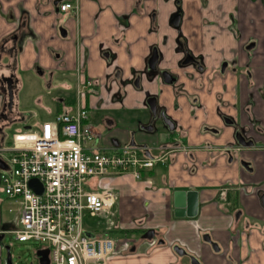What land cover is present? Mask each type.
<instances>
[{
  "label": "crops",
  "instance_id": "crops-1",
  "mask_svg": "<svg viewBox=\"0 0 264 264\" xmlns=\"http://www.w3.org/2000/svg\"><path fill=\"white\" fill-rule=\"evenodd\" d=\"M42 1L0 0L5 13L0 14V148L11 147L15 133L36 129L60 111L64 104L57 105L56 96L45 99L44 88L51 92L76 85L75 75L81 70L115 91L120 79L114 75L119 73L126 82V97L122 103H105L107 108L117 115L146 109L145 93L156 94L159 105L189 131L183 145L211 143L216 151L199 150L193 174L189 172L193 162L182 155L171 165L156 162L139 179L90 180L88 189L108 187L116 194L107 214L114 221L88 230L116 240V254L107 264H191L189 256L202 264H264V0H76L77 10L59 14L46 4L37 13V3ZM178 10L176 28L172 17ZM61 26L66 27V37L60 33ZM180 34L188 51L203 59L207 72L220 71L224 61L232 69L226 79L215 80L213 94L199 91L200 106L175 97L160 79L148 81V59L154 48L163 59L160 68L178 71ZM184 72L195 74V69L189 66ZM11 74L12 111L4 80ZM138 75L142 91L132 85ZM197 87L186 81L190 93ZM214 95L220 97L221 112L232 117V127L217 115ZM102 96L107 99L110 94ZM29 103L40 105L39 110L34 112ZM43 103H56V111ZM44 111L47 119L39 118ZM110 118L115 127L119 120L112 113ZM204 125L220 132H208ZM243 129L252 131L256 144L242 147L231 163L222 149L230 143L237 147L235 132ZM10 131H14L11 141ZM120 148L114 144L109 152ZM8 157L0 158L4 164L0 171L9 170ZM225 184L232 185L227 201L218 199ZM6 204L17 206L15 217L9 213L12 209L6 212ZM20 219V201L9 198L0 186V264H5V238L20 228ZM248 223H257L260 229ZM148 230L155 231L153 240L142 238ZM206 234L219 251L204 239ZM176 246L187 255L176 254Z\"/></svg>",
  "mask_w": 264,
  "mask_h": 264
},
{
  "label": "built area",
  "instance_id": "built-area-1",
  "mask_svg": "<svg viewBox=\"0 0 264 264\" xmlns=\"http://www.w3.org/2000/svg\"><path fill=\"white\" fill-rule=\"evenodd\" d=\"M73 9L77 6L70 1L59 8L62 13ZM78 75L81 94L94 80L81 70ZM87 119L88 110L78 101L36 129L15 133L12 146L0 148V158L10 155L9 170L0 171V186L21 204L20 228L13 234L19 242L49 249V264H107L116 253V240L104 233L89 236L84 219L87 213L110 214L116 194L108 187L90 190L88 184L95 177L139 179L155 164L128 146L113 153L102 150ZM31 179L42 183V194L29 187Z\"/></svg>",
  "mask_w": 264,
  "mask_h": 264
},
{
  "label": "flooded vegetation",
  "instance_id": "flooded-vegetation-1",
  "mask_svg": "<svg viewBox=\"0 0 264 264\" xmlns=\"http://www.w3.org/2000/svg\"><path fill=\"white\" fill-rule=\"evenodd\" d=\"M65 1H70L75 6H77V4L75 2L76 0H63V1H60V0H44V2L42 1V2L37 3V9H36L37 13H40V7H42L43 5L46 4V5L51 6L54 9H56V11L54 10L55 13L59 14V13H61L59 10L60 5ZM77 8H78V6H77ZM73 10H77V9H73ZM0 14L1 15L5 14L3 12L2 8H0ZM8 14L9 13H7V17L10 16V15L8 16ZM23 15H24V13L21 15V20L18 23V27H19V25L21 26V23L23 21ZM177 17H180V10H178L177 13L174 14V16L172 17V24L174 23V20ZM179 26H180V23L177 26L174 25V27H176V28H178ZM61 27L66 30L65 26H61ZM177 45H178V47H177L178 51L177 52L179 54H182V57L177 62L178 71L160 68L159 66L163 60L162 56L160 55V61L158 64L157 73L148 69V73H147L148 81L153 82L156 79H160V81L163 85H166V86L171 87L173 89L175 97H177V98L183 97L187 103H192L193 105L200 106L202 102H201V93L199 91L204 90L210 95L213 94V84H214L215 80L218 78L226 79L227 76L232 75V69L228 68V61H224L221 65L220 71H218V72H207L203 59L200 57H196V56L192 55L190 53V51H188L186 41L182 37L181 34L178 36ZM151 55H152V53H151ZM151 55H150V57H151ZM189 66H192L195 69V74H190V73L184 72V70ZM161 71H167V73H165L164 80L162 79V77L160 75ZM114 76L120 79L119 83L117 84V89L115 91H113L112 86H110V85L108 86L106 84L102 85L97 80H96V82L94 81V84L92 86L83 89L81 94H78L79 89L76 88L77 101L84 103L85 107L88 109V120H90V116H91L92 111H95L98 115V119L96 120L95 126L91 124V133H92L93 137L97 140L99 146H100V142L102 140L103 134L107 133L108 131H110V129L113 128L112 127V119L110 118V114H111L112 110L107 108L104 104L105 103H122L124 98L126 97V94H127L125 91L126 82L121 80V78L119 77V73H117ZM76 77H77V74L75 75V78ZM138 78H139V81H138V85L136 86L135 82ZM4 80L6 83L7 93H8L7 103H9V101H10L9 100V87H11V89L13 91V102H14V100H15V83H14L13 74L6 76ZM76 81H77V78H76ZM164 81H166L167 83L169 81L170 83L167 84ZM186 81H191L194 84V87L198 86L196 88L198 90H196V92H194V93H190L188 91V89L186 88ZM132 85L135 87V89L137 91H142L143 87L141 84V76H139V75L136 76L132 81ZM103 92L110 94V97L107 99H104L102 96ZM214 97L218 103V107H217V111H216L217 115L223 119L225 126H231L232 127V123H233L232 117L221 112V109H220L221 103H220L219 95H214ZM149 98H151V99L156 98L155 103L157 106V118L153 119V120H152V113H151L150 109L148 108V106L146 105V103H148ZM177 100L175 101V103L177 104V109H179V106H178L179 102ZM66 103H68V102L63 97H57V104L61 105V104H66ZM144 103H145L146 109L149 110V118L146 122H139L138 127H139L140 131L151 133L153 135L152 136L153 138H144L142 143H138L137 140L135 141L133 139V141L129 145H126V146L135 150L136 152L143 153L144 155H146V153H149L151 155L150 157L155 159V163L156 162H162V163L167 164V165L174 164L177 161L178 157L183 155L189 161L193 162V164L190 166L189 172L192 174L195 173L197 170V167H196V164H194V163H195V157L197 155V152L199 150H203V149L205 151L214 152L216 150L214 149L213 145L211 143H207L206 145L201 144L198 147H196V146L193 147L190 145H183V141H184V139H186L188 137L189 131L183 127V125L179 122L178 119H176L171 114H169L165 107L159 105L158 95L146 92ZM160 113H164L166 115V117L168 118V119H166L165 122L163 121L162 118L159 117ZM204 126H205V130L208 132H213V133H219L220 132L219 129L215 126H208V125H204ZM131 133L135 137L136 131H134V132L132 131ZM256 133H257V131H256ZM240 136H243L247 142L253 143L251 146H248V147H254L256 144V140H255L254 136L252 135V131L250 129L237 130L235 132V140H236L235 143L238 146L236 147V146L232 145V143H230L222 149L224 154L227 157H229L231 163L234 159H236V157L239 154V151L243 147L239 144L238 138ZM103 141L106 142V139H104ZM114 144L120 145V143L118 141H113V145ZM100 148H101V146H100ZM243 165L248 170H251V167H250L248 162L243 161ZM231 187H232V185H227V184L222 185V187L220 188L219 194H218V199L223 200V201H227L228 193L231 190ZM234 188L237 190H240L242 187L240 185H234ZM263 196H264V191L261 193V201L264 205ZM238 215H239V213H237V216ZM247 225L250 227L260 229V226L257 223H254V224L248 223ZM263 234H264V232H263ZM204 239L206 241L207 240L212 241L208 234L204 235ZM207 242H209V241H207ZM176 247H178V246H176ZM217 247H218V250L213 247L215 251L220 250L219 246H217ZM125 249L126 250L128 249V245H125ZM186 255H187V253L185 251V254L180 255V256H186ZM193 257L196 258L195 256H189L191 264H192L191 258H193ZM196 259L198 260V258H196ZM198 262L200 264H202L199 260H198Z\"/></svg>",
  "mask_w": 264,
  "mask_h": 264
},
{
  "label": "rangeland",
  "instance_id": "rangeland-1",
  "mask_svg": "<svg viewBox=\"0 0 264 264\" xmlns=\"http://www.w3.org/2000/svg\"><path fill=\"white\" fill-rule=\"evenodd\" d=\"M82 74L85 76V78L94 80L96 82L95 79L87 77L84 73ZM78 77L79 75L77 73L76 85L71 84L66 88L58 87L57 89L56 88L53 89V91L51 92H48V90L46 91L45 88L43 89L42 94H44L45 99H49L51 101L52 97L56 96V97H63L68 102L62 105V108L60 109V111H58L57 114L62 112V110L70 108V106L77 105L78 101H77L76 88H78ZM29 104L32 105V109L34 112H37L40 108V105L38 104H33V103H29ZM43 104H45L46 106L48 105L52 113L56 111V103H43ZM13 108L14 105L12 109L9 110L12 111ZM111 113L112 115H115V118L119 120V123L112 129H110V131L103 134L102 140L100 142V146L102 150L109 152L113 146V141H118L121 147H125L126 145H129L133 141V139L135 141L137 140L138 143H142L144 138H153L152 137L153 135L151 133L140 131L138 127L139 122H146L148 120L149 118L148 109H142V110L135 109L128 112H124L125 114L123 113L118 115L116 111H112ZM46 115H48V113L44 111V114H40L39 118L44 117L43 119H47ZM97 119H98L97 113L95 111H92L90 120L87 119V122L90 125L92 124L95 126ZM132 131L133 132L136 131L135 137L132 135L131 133ZM13 132L14 131H10L8 133L9 134L8 138L10 141ZM104 139H106V142L103 141ZM137 154L141 155L139 152H137ZM16 207H17L16 205L6 204V212H8L9 209H12L13 211L12 212L9 211V213L11 216L15 217L17 214V212L15 211ZM111 221H114V217L112 215L111 216L106 215V217H90L89 214L87 213L84 219V224L87 230L96 231L97 229L103 228L107 223H110ZM4 242L5 245L10 247L13 264H39L38 257H36V252L43 248H39L38 244H36L35 242L33 241L19 242L18 240H16L15 234L7 235ZM4 256H5V264H8L6 250H4Z\"/></svg>",
  "mask_w": 264,
  "mask_h": 264
},
{
  "label": "water",
  "instance_id": "water-1",
  "mask_svg": "<svg viewBox=\"0 0 264 264\" xmlns=\"http://www.w3.org/2000/svg\"><path fill=\"white\" fill-rule=\"evenodd\" d=\"M60 1H63V0H60ZM179 23H180V17H177L174 20L173 24L175 26H177V25H179ZM60 33L63 37L67 36V31L65 29H63L62 27L60 28ZM152 51H153L152 55L148 60V69L157 73L158 64L160 61V54H159V51L157 48H154ZM165 73H167V71H161L160 72V75H161L163 80H164ZM138 81H139V78L135 82L136 86L138 85ZM164 82L167 83L166 81H164ZM169 83L170 82L168 81L167 84H169ZM9 100L10 101H9L8 107H9V109H12L14 102H13V91H12L11 87H9ZM155 102H156V98H152V99L149 98L148 103H146V105L148 106V108L150 109V111L152 113V120L157 118V106H156ZM159 117L162 118L164 122L166 121V119H168L164 113H160ZM238 139H239V144L243 147H248V146H251L253 144L252 142H247L243 136H240ZM146 156L150 157L151 155L149 153H146ZM3 165L4 164L0 160V168H3ZM28 184H29V187L33 191H35L36 193H38V194L43 193V185L38 179H31ZM176 197H177V195H176ZM263 201H264V196H263ZM87 234L89 236H92L91 233H87ZM155 235H156V233L154 230H148L142 236V238L144 240H153L155 238ZM207 241H209L212 244V246L218 250L217 243H214L210 240H207ZM5 249L7 251V262H8V264H13L12 256H11V252H10V247L6 246ZM174 251L178 255H184L185 254V251L183 249H181L180 247H175ZM49 253H50L49 249H40L36 252V257H38L39 264H49V262H50ZM191 259H192V264H200L196 258L193 257Z\"/></svg>",
  "mask_w": 264,
  "mask_h": 264
}]
</instances>
